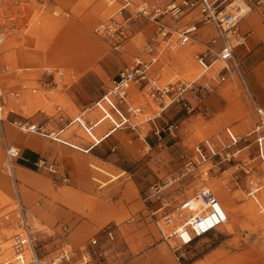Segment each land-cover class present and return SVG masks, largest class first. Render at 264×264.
Wrapping results in <instances>:
<instances>
[{
  "label": "rangeland",
  "instance_id": "374dc122",
  "mask_svg": "<svg viewBox=\"0 0 264 264\" xmlns=\"http://www.w3.org/2000/svg\"><path fill=\"white\" fill-rule=\"evenodd\" d=\"M65 1L64 6L54 9L58 11L55 14L49 8L42 11L34 0L25 19L9 20L8 16H16L14 12L7 11L11 1L0 0V24L13 35L11 42L0 49V78L7 90L22 92V101L17 106L22 114H10L9 119L18 116L48 129H56L61 114L74 115L82 108H92L87 114V124H73L55 138L26 132V135L38 137L39 142L49 141L50 147L42 148V154L45 159L56 163L57 172L34 166L40 174L20 168L19 177L30 176L39 187H51L56 196L57 191L66 185L79 187L77 178L65 181L63 174L74 176L76 173L71 164H79L83 159L81 173L88 175L91 181L88 188L90 203L95 206L106 202L115 214L90 234L77 238L74 225L70 222L52 221L42 215L39 209L43 200L32 206L25 203L38 237L40 257L50 264L63 244L70 242L74 249H78L74 256L77 259L80 247L96 235L113 252L115 264H264V212L254 199L247 196L245 177L240 176L239 183H236L231 176L223 179L216 172L207 176L197 168L180 179L177 186L183 190L179 196L170 194L175 187L166 191L168 198L177 203L178 199L209 186L218 193L229 212L226 224L177 252H173L161 238L150 216L149 208L157 200L146 199L155 181L172 173L177 174L176 168L168 169L169 157L164 148L170 149L176 143L174 145L183 152L181 168L191 158L195 144L223 126L232 125L239 133H244L254 125L257 117L243 92L231 83L212 82L204 92H188L191 110L184 106H172L159 119L161 125L176 124L175 135L164 132L161 144L150 137L148 145L130 130L112 129L110 119L119 115V107L111 96L103 101L101 99L108 93L118 70L136 55L145 53L147 43L157 30V23L145 17H133V7L126 11V16L131 18V30L124 50L118 51L111 41L95 31V27L108 19L120 2L109 6L106 0ZM237 2L243 3L238 0L235 4ZM70 6L72 9L68 11ZM78 19L82 21L81 25L88 28L90 37L83 38L76 31L69 36L66 33L65 54L58 60H51L53 39H56L60 29L67 31L73 23L77 24ZM245 19L246 16L240 23L244 31ZM165 20L169 25L173 24L174 29H182L185 23L193 21L189 16L182 23L174 24L168 16ZM177 34L175 32L174 36ZM209 37L207 33L202 40ZM257 42L264 50V40L258 39ZM201 48L202 44L195 40L184 48L164 51L156 64L161 79H192L198 70L195 58ZM58 66L66 68L63 80L58 73L55 72L56 77L49 73ZM146 101L143 103L147 104ZM15 193L14 182L5 167L0 137V264L7 257L19 256L20 251L24 252L25 259L31 257L25 253V250H30ZM261 201L264 203V191ZM62 224L68 225L69 230L65 231ZM108 225L116 233L114 240L105 230ZM18 244L20 250L16 248Z\"/></svg>",
  "mask_w": 264,
  "mask_h": 264
},
{
  "label": "built area",
  "instance_id": "2783aa9c",
  "mask_svg": "<svg viewBox=\"0 0 264 264\" xmlns=\"http://www.w3.org/2000/svg\"><path fill=\"white\" fill-rule=\"evenodd\" d=\"M111 6L120 2L117 10L108 19L101 21L95 31L111 41L115 50L122 51L131 30V18L126 11L133 9V17H145L157 23V30L147 43L145 53L118 70L111 80L108 96L115 99L119 115L110 119L112 129L130 130L150 145L149 138L154 137L162 142L163 133L169 131L175 135L176 124L161 125L159 119L172 106H184L192 109L188 92H204L209 83H231L243 92L252 106L256 121L244 133H239L232 125H225L213 135L197 142L190 159L177 169V174L155 181L146 199H156L157 203L149 208L150 216L161 236L173 252L188 248L196 240L209 232L218 229L229 221V212L218 195L209 186L200 188L195 194L184 196L173 203L166 191L177 197L183 188L177 186L186 174L202 169L203 175L211 172L220 174L224 179L231 176L232 181L239 183L240 176L245 177L247 196L254 199L260 207L264 191V106L258 102L247 79L239 49L249 45L250 31H244L241 20L244 11L262 7L264 0H106ZM245 4V5H244ZM233 5V6H232ZM232 6L231 10L228 7ZM246 6V7H245ZM196 11V12H195ZM55 14L58 11H54ZM171 18L175 23H182L189 16L190 22L182 29H174L165 20ZM191 16V17H190ZM174 26V27H173ZM211 29L208 40H202L201 34ZM175 32L178 33L176 36ZM210 32V31H209ZM195 40L202 44L197 52L195 62L198 68L192 79L163 81L156 64L161 60L164 51L184 48ZM5 43V34L0 30V49ZM60 80L64 79L66 68H53L49 73ZM55 81V80H54ZM147 100L144 104V100ZM22 101V92L7 90L0 78V136L5 153V167L15 185L19 214L23 221L25 238L32 252L30 259L19 255L1 264H45L37 251V235L33 229L27 207L23 203L15 175L16 162L21 156V147L8 137V122L23 132H35L55 138L73 124H87L88 110L84 108L71 116L61 114L59 126L48 129L43 125L16 117L9 119L10 114H22L17 106ZM24 116V114H23ZM37 165L49 171L57 172V165L41 158ZM181 166V165H180ZM207 179V178H206ZM65 181H70L64 175ZM172 207V208H171ZM263 211L264 208L262 207ZM108 225L109 238L114 240L116 233ZM65 231L69 227H64ZM78 249L70 242L63 244L60 251L52 258L50 264H115L116 258L108 246L102 243L99 236H92L87 244L80 247L79 258L74 259ZM47 264V262H46Z\"/></svg>",
  "mask_w": 264,
  "mask_h": 264
},
{
  "label": "crops",
  "instance_id": "0c3cea01",
  "mask_svg": "<svg viewBox=\"0 0 264 264\" xmlns=\"http://www.w3.org/2000/svg\"><path fill=\"white\" fill-rule=\"evenodd\" d=\"M10 1L11 2L7 5L9 7V10L7 11L8 12L11 11L12 13L14 12L16 16L13 18L12 17L10 18V16H8L9 20H13V19L17 20V19H25L28 16V13L30 12L29 9L30 4L33 3L34 0H10ZM35 1H37V3L41 6L40 9L42 11L48 10L49 8L52 9L51 13L52 12L54 13L55 11L54 9L59 5L64 6L63 4L66 2L65 0H35ZM77 1L78 0H75L74 2L76 3ZM5 6L3 8V11L5 10ZM71 9L72 7L70 6L67 10L71 11ZM245 12L243 13L244 17L246 16L245 30L250 31L251 35L249 38V45L247 47L246 46L241 47L239 49V54L242 57L243 66L247 73V79L250 84V87L254 92L255 96L257 97L258 102L264 106V50L262 49V47H259L257 45L258 39L264 40V3L262 7L259 9H252L248 13L246 10ZM3 22L5 23V19L3 20ZM76 22L77 24L73 23L72 27L69 28L67 31L64 28L60 29L55 37L56 39H53L52 49L50 51V56L52 57L50 58L51 60H58L60 56H63L65 54L66 33L67 36H69L72 33V31H76V33H78L83 38L85 36L90 37L88 34L89 32L88 28L81 25L82 21L78 19ZM15 25L18 26V23H15ZM0 30H2L5 34V43L1 47L3 48L6 44L8 45L11 42V40L13 39V35L10 32H8V30H4L2 24H0ZM209 31L206 32V34L204 33L201 34V37L204 38L207 35V33L211 35V29ZM16 50L17 52L19 51V49ZM85 108H89V107H85ZM83 109L84 108H82L81 110ZM81 110L79 112H81ZM89 110L91 111L92 108H89ZM89 110H88V114H89ZM7 128L9 132L8 133L9 139L11 141H14L16 144L21 145V146L19 145L21 147V156L18 158L16 162L15 175L18 179L19 194L24 204L27 203L29 206H32V204H34L35 202H38L39 200H43L41 209H39V211L42 212V215L43 216L45 215V217L49 218L52 221L70 222L71 224L74 225V232H76L77 238L85 237L86 235L94 231V229L97 226H99L101 223L110 220L114 216L115 211L111 207H109L106 202L97 203L95 206H93L90 203V197H89L90 193L88 191V188L91 185L90 184L91 181L88 175H83L81 173V169H82L81 167L84 166L82 162L85 161L83 159H80L79 164L77 162L71 164V167L74 168V171L76 173L74 176H71V174H67V173L63 174V175H68L70 180L72 179V177L74 180H76L75 178H77L76 183L77 185H79V187L74 185L73 186L66 185L64 187H61L57 191L56 196L54 195L53 189L51 187L50 188L39 187L33 182V180H31L30 176H26V178L23 177L20 178L19 177L20 168H24L28 172L32 171L35 173H39L34 169V166L41 168L39 165H37V162L41 158H44L42 154V148L50 147V143L48 140L39 142L38 137L36 136L32 137L31 135H26V132L25 134L24 133L22 134V131L20 132L19 130H15L14 127H12L10 124H7ZM161 143L162 142H158V144ZM174 144L171 145L172 147L170 149L164 148L165 153H167V156L169 157V161H168L169 170H173L175 168L177 170L182 162L183 152L181 151L180 148H178V146ZM92 165H96V164L92 163ZM40 191H43L45 194L41 193ZM15 198H16V193H15ZM260 203L264 208V203L261 200ZM261 211L264 212L263 209H261ZM62 226L64 229V227L68 225L62 224ZM10 259L13 258L7 257L4 259V261L6 262ZM42 262L45 263L44 261Z\"/></svg>",
  "mask_w": 264,
  "mask_h": 264
},
{
  "label": "bare ground",
  "instance_id": "6f19581e",
  "mask_svg": "<svg viewBox=\"0 0 264 264\" xmlns=\"http://www.w3.org/2000/svg\"><path fill=\"white\" fill-rule=\"evenodd\" d=\"M245 12V11H244ZM246 13V12H245ZM192 64V63H191ZM22 139V138H21ZM21 141V140H20ZM23 142V141H22ZM16 248H18V250H20V246L19 244L16 246ZM25 253H27V255H31V252L30 251H26L25 250ZM20 254L24 255V252L23 251H20Z\"/></svg>",
  "mask_w": 264,
  "mask_h": 264
}]
</instances>
